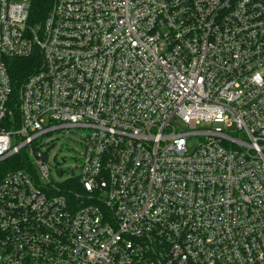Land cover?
Segmentation results:
<instances>
[{"label": "built area", "instance_id": "built-area-1", "mask_svg": "<svg viewBox=\"0 0 264 264\" xmlns=\"http://www.w3.org/2000/svg\"><path fill=\"white\" fill-rule=\"evenodd\" d=\"M33 7L0 0V264H264V0Z\"/></svg>", "mask_w": 264, "mask_h": 264}, {"label": "rangeland", "instance_id": "rangeland-1", "mask_svg": "<svg viewBox=\"0 0 264 264\" xmlns=\"http://www.w3.org/2000/svg\"><path fill=\"white\" fill-rule=\"evenodd\" d=\"M88 133L86 129L60 130L41 139L43 152L51 167L52 181L64 183L69 179L71 170L79 167Z\"/></svg>", "mask_w": 264, "mask_h": 264}, {"label": "trees", "instance_id": "trees-1", "mask_svg": "<svg viewBox=\"0 0 264 264\" xmlns=\"http://www.w3.org/2000/svg\"><path fill=\"white\" fill-rule=\"evenodd\" d=\"M52 1L53 0H34L33 14L35 17H37L38 20H41L45 17V14L49 10ZM32 65L33 61L24 60L21 61L19 64L13 66V73L15 77L19 81H21L28 73H30ZM12 162H15L14 159L11 160V163ZM15 166L20 167V164L17 163ZM69 186L72 187L74 191L78 192L79 194H83L79 185H77L76 183H70Z\"/></svg>", "mask_w": 264, "mask_h": 264}]
</instances>
